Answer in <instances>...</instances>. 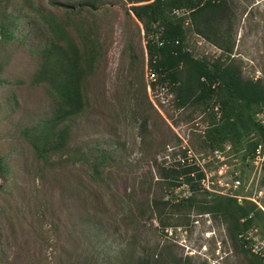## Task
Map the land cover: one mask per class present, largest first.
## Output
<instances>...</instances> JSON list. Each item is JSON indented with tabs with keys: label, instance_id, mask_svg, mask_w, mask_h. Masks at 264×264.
<instances>
[{
	"label": "rangeland",
	"instance_id": "rangeland-1",
	"mask_svg": "<svg viewBox=\"0 0 264 264\" xmlns=\"http://www.w3.org/2000/svg\"><path fill=\"white\" fill-rule=\"evenodd\" d=\"M30 3L55 12L38 0L7 5L16 22L14 43L0 47L8 59L0 74V264H137L150 258L247 264L222 218L196 207L167 208L159 216L151 206L161 197L175 204L189 196L187 186L160 189V167L179 162L197 166L205 192L253 204L264 215V146L261 169L228 144L211 150L205 139L210 109L178 108L170 90L149 88L144 32L123 0H104L95 12L101 51L87 74V108L71 123L62 151L37 156L24 132L48 119L55 106L43 86L30 83L47 39ZM227 4L230 57L244 78L264 81V0ZM186 43L197 59L226 56L191 32ZM205 192L195 196L197 205L211 199ZM260 226L237 240L251 250L264 243Z\"/></svg>",
	"mask_w": 264,
	"mask_h": 264
},
{
	"label": "trees",
	"instance_id": "trees-1",
	"mask_svg": "<svg viewBox=\"0 0 264 264\" xmlns=\"http://www.w3.org/2000/svg\"><path fill=\"white\" fill-rule=\"evenodd\" d=\"M9 1L0 0V4L5 3L1 7L0 47L14 43L16 19L7 11ZM38 2L55 12L28 4L40 18L47 35L45 45L37 53L30 83L43 86L55 108L48 119L39 121L24 135L37 156L44 159L47 154L64 149L71 123L88 106L87 74L91 73L101 51L95 12L104 0ZM123 3L129 6L127 13L140 23L144 32L148 71L156 78L150 87L166 86L174 94L178 108L210 109L205 139L211 150H223L228 144L233 153H242L243 162L252 160L258 146H264V133L255 121L256 113L264 107V81L244 78L236 60L230 57L228 23H231L232 11L227 0H123ZM188 32L204 38L226 56L214 61L194 58L186 43ZM7 62L6 57L0 56V74ZM140 127L145 134L146 121ZM4 167L0 158V173ZM158 173L161 190L187 186L189 192L188 197L179 198L175 204L163 201V197L159 202L154 201L151 207L155 206L159 216L167 208L178 211L196 207L201 214L220 217L227 223L231 238L238 241L239 252L247 264H262V258L252 254L244 240H237L258 224L264 239V215L253 204L244 206L236 198L205 192L201 187L204 175L197 166L183 168L178 162L160 167ZM200 192L210 195L211 199L197 205L195 196ZM159 221L164 227L170 226L169 220ZM137 264L163 263L150 258ZM169 264L190 263L175 260Z\"/></svg>",
	"mask_w": 264,
	"mask_h": 264
},
{
	"label": "built area",
	"instance_id": "built-area-1",
	"mask_svg": "<svg viewBox=\"0 0 264 264\" xmlns=\"http://www.w3.org/2000/svg\"><path fill=\"white\" fill-rule=\"evenodd\" d=\"M149 79H150V82H155V77L152 74H150ZM160 88L161 90H165V91L169 90L166 86H160ZM255 121L261 127L264 133V107L256 113ZM262 147L263 146H258L256 155L252 159V164L255 168L259 167L261 169L263 167V159L261 158V155H260V150L262 149ZM249 250L252 254L262 258V264H264V243L259 242L258 244L253 245L252 250L251 249Z\"/></svg>",
	"mask_w": 264,
	"mask_h": 264
}]
</instances>
